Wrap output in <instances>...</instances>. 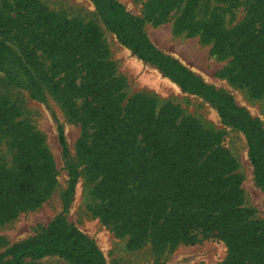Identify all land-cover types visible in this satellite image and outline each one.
I'll use <instances>...</instances> for the list:
<instances>
[{"label":"trees","instance_id":"1","mask_svg":"<svg viewBox=\"0 0 264 264\" xmlns=\"http://www.w3.org/2000/svg\"><path fill=\"white\" fill-rule=\"evenodd\" d=\"M203 0H153V12L185 2L177 31L198 34L212 50L231 57L229 77L264 94V0L245 4V20L226 29L215 13L196 20ZM122 46L155 66L183 91L200 97L245 139L255 184L264 194V129L230 97L205 84L144 35L140 21L114 0H90ZM217 10V9H216ZM220 10V9H219ZM216 12V11H215ZM0 74L34 101L56 97L71 119L85 128L76 152L94 183L93 215L136 249L194 245L215 238L227 247L221 264H264V229L243 207L236 162L218 137L170 103L135 94L125 103L113 78L97 27L48 12L38 0H0ZM19 118V120H18ZM69 189L72 167L64 131L56 128ZM0 136L7 138L13 166L0 167V223L36 206L55 184L54 164L37 132L20 120L16 107L0 99ZM72 264H105L95 245L74 228L55 221L43 233L11 246L0 264H38L45 257Z\"/></svg>","mask_w":264,"mask_h":264},{"label":"rangeland","instance_id":"2","mask_svg":"<svg viewBox=\"0 0 264 264\" xmlns=\"http://www.w3.org/2000/svg\"><path fill=\"white\" fill-rule=\"evenodd\" d=\"M38 1L48 12L61 18L97 27L107 50V62L113 78L121 84L123 103L135 94L154 101L158 109L170 103L178 109L182 118L195 120L203 129L218 137L219 146L236 162L234 173L240 178L243 207L250 212L251 219L260 222L264 229V194L254 182L242 134L224 123L215 108L206 101L183 91L155 66L139 60L122 46L90 0ZM114 1L140 21L144 35L159 51L178 61L208 86L226 94L264 129V94L255 97L248 87L231 79L233 73L229 55L215 53L212 44L198 34L175 28L174 23L185 2H178L167 11L153 12V0ZM212 13L221 17L226 29H232L246 18L245 4L235 0H203L197 3L194 12L196 20H205ZM0 99L16 107L20 120L26 121L38 133L52 158L55 178L53 189L42 202L0 223V255H6L15 244L40 236L55 221H62L92 242L105 264H221L225 261L227 247L215 238L201 239L194 245L178 244L173 248H155L149 243L136 249L128 248L127 237L116 236L93 215V206L97 203L92 196L94 183L87 179L85 165L76 152L77 143L85 130L82 124L68 117L51 93L44 92L43 102L34 101L23 88L13 85L3 74H0ZM58 125L64 131L68 157L77 173L72 190L69 189L70 178L57 139ZM7 141L6 137L0 136V167L11 168L13 153ZM35 263L72 264L57 256L45 257Z\"/></svg>","mask_w":264,"mask_h":264}]
</instances>
